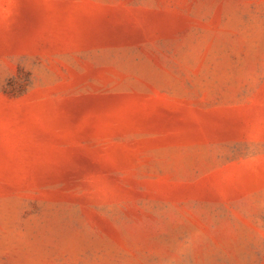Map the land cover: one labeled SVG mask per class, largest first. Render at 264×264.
I'll return each instance as SVG.
<instances>
[{
    "label": "rangeland",
    "instance_id": "1",
    "mask_svg": "<svg viewBox=\"0 0 264 264\" xmlns=\"http://www.w3.org/2000/svg\"><path fill=\"white\" fill-rule=\"evenodd\" d=\"M0 264H264V0H0Z\"/></svg>",
    "mask_w": 264,
    "mask_h": 264
}]
</instances>
